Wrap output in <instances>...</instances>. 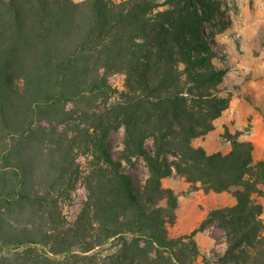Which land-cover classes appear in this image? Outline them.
I'll list each match as a JSON object with an SVG mask.
<instances>
[{"label":"trees","instance_id":"trees-1","mask_svg":"<svg viewBox=\"0 0 264 264\" xmlns=\"http://www.w3.org/2000/svg\"><path fill=\"white\" fill-rule=\"evenodd\" d=\"M219 12L215 0H0V264H264V160L237 136L227 153L195 144L232 99L205 31ZM138 158L142 188L125 171ZM174 175L235 200L208 216L224 253L202 257L203 228L169 237ZM79 183L70 222L61 204Z\"/></svg>","mask_w":264,"mask_h":264},{"label":"rangeland","instance_id":"rangeland-1","mask_svg":"<svg viewBox=\"0 0 264 264\" xmlns=\"http://www.w3.org/2000/svg\"><path fill=\"white\" fill-rule=\"evenodd\" d=\"M215 1L220 12L206 24L205 31L217 55L215 64L227 68L222 89L231 93L232 99L229 108L216 121L211 135L198 139L196 145L206 148L210 154L227 153L231 140L237 136L239 140L253 143L256 159L264 160V0ZM111 83L117 91H124V76H113ZM124 136L122 128L109 140L116 160L121 158ZM125 171L134 179L137 188H142L149 177L146 162L141 158L134 159L133 165L125 164ZM164 187L171 189L179 201L174 224L168 228L169 237L178 238L203 228L195 238L202 257L212 259L224 253L226 234L208 216L216 206L228 204L229 196L204 194L200 184L191 185L179 175L165 181ZM86 199L87 191L79 183L71 201L61 204L68 221L76 220ZM256 201L263 206L264 220V197Z\"/></svg>","mask_w":264,"mask_h":264},{"label":"crops","instance_id":"crops-1","mask_svg":"<svg viewBox=\"0 0 264 264\" xmlns=\"http://www.w3.org/2000/svg\"><path fill=\"white\" fill-rule=\"evenodd\" d=\"M211 134H209V135H207L206 137H208V136H210ZM205 137V138H206ZM200 139H203V138H200ZM198 140V139H197ZM196 140V141H197ZM196 141H195V144H196ZM241 142H248V141H245V140H240ZM196 146H198V145H196ZM200 147H202V146H200ZM204 148V147H203ZM206 151H207V149L206 148H204ZM207 153L208 154H210L208 151H207ZM212 154V153H211ZM214 194V193H213ZM215 195H228V194H226V193H223V194H215ZM229 196V203L228 204H226V205H218V206H216L215 208H213V209H216V208H225V207H227V206H232V205H234L235 204V200L230 196V195H228ZM256 198H258V197H256ZM212 209V210H213ZM226 248H227V243H226ZM225 252V251H224Z\"/></svg>","mask_w":264,"mask_h":264}]
</instances>
